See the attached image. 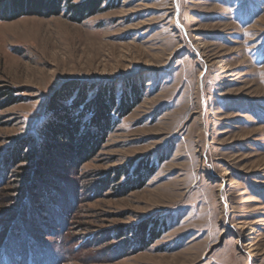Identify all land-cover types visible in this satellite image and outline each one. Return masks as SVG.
Returning a JSON list of instances; mask_svg holds the SVG:
<instances>
[{
  "label": "rangeland",
  "instance_id": "374dc122",
  "mask_svg": "<svg viewBox=\"0 0 264 264\" xmlns=\"http://www.w3.org/2000/svg\"><path fill=\"white\" fill-rule=\"evenodd\" d=\"M30 1L0 0V264H264V0L3 17ZM53 105L91 159L45 152Z\"/></svg>",
  "mask_w": 264,
  "mask_h": 264
},
{
  "label": "trees",
  "instance_id": "16d2710c",
  "mask_svg": "<svg viewBox=\"0 0 264 264\" xmlns=\"http://www.w3.org/2000/svg\"><path fill=\"white\" fill-rule=\"evenodd\" d=\"M58 6V0H52L46 5L42 4V0H39V2H35V4L30 1L26 4L24 8L22 7V4H20L19 7L15 5L11 6L9 10H4L6 14H4L3 17L15 18L23 14H37L43 16L59 15L61 10L58 8ZM79 6H82L81 13H84L85 11L93 13L95 11L92 10V8L90 7L87 8V3H84ZM33 7L37 8L35 9ZM84 101L85 97L82 94L79 96V99L75 101L72 107L78 109L80 105L84 103ZM96 106L98 108L99 115L106 119L104 120L103 126H107L106 124L108 123L109 118V108L105 106L103 100L99 101ZM50 109L54 111V119L48 122L47 128H45L44 130L47 135H50V138H47L43 144V149H45V152L50 154H54V152H56L55 154L61 155L62 150L65 148L68 153L74 154V158L77 159V161L79 160V162H85L91 159V157L97 151V148L101 141H96V137L92 141L85 139L84 137L80 138L81 122L75 120V118L71 114V111L68 110L69 108L53 105ZM86 111L88 110L86 109ZM59 136L65 137L68 140L64 145H62L64 148H62L61 145L56 146V144H54L53 142ZM51 138L53 141H51Z\"/></svg>",
  "mask_w": 264,
  "mask_h": 264
}]
</instances>
